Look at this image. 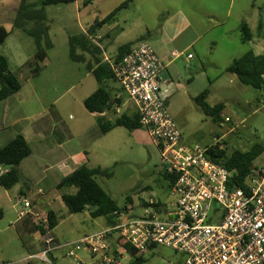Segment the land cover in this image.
<instances>
[{"label":"rangeland","instance_id":"374dc122","mask_svg":"<svg viewBox=\"0 0 264 264\" xmlns=\"http://www.w3.org/2000/svg\"><path fill=\"white\" fill-rule=\"evenodd\" d=\"M40 1L26 0L35 5ZM126 1L76 0L73 4L46 7L52 48L46 51L38 74L32 76L29 68L35 45L20 29L13 28L21 0H0V26L9 32L0 45V55L7 58L10 71L22 86L19 94L0 101V114L3 117V110L7 108L5 121L9 127L5 129V137L27 130L26 140L31 149L30 156L17 168L19 182L9 190L0 187V264H46L29 258L45 248L46 238L52 237L54 244H62L106 228V218H91L89 211L69 214L61 202L62 194H73L75 189L59 190L57 184L80 165L100 167L112 173L110 178L97 177L96 182L118 206L124 205L126 196L130 197L127 209L138 208L143 201L155 200L166 205L173 199L168 193V181L160 173L159 152L147 132L142 128L114 127L102 134L97 119L84 108V99L98 86L88 73L86 62H93L95 57L99 59L98 55L93 58L76 50L85 63L74 62L69 57L70 36L85 33L95 21ZM181 15L188 19L191 28L171 42L169 38ZM113 22L116 25L114 41L101 37L102 58L115 56V51L110 53L112 46L116 49L142 38L158 56L167 50L176 52L172 54L180 61V67H189L186 77L191 86L188 90L174 89L168 100V112L184 141L190 145H206L213 137H221L228 154L234 150L247 151L254 144L264 147V90L242 85L234 75L225 72L232 60L248 51L255 55L264 53V0H130L117 11ZM242 22L249 28L251 40L248 42L242 41L239 32ZM86 36L94 44L93 35ZM195 36L197 40L189 45ZM190 61L194 63L191 66ZM107 86L120 104L107 112L109 117L102 121L114 122L130 105L115 81H108ZM204 91L208 106L223 104L219 123L205 116L194 102ZM117 108L119 112H114ZM4 142L0 138V146ZM59 144L63 155L61 150L56 155V151L47 152L52 145ZM83 150L86 156L80 152L76 159L63 157L65 153L78 155ZM253 165L264 170V152ZM19 187L24 191L27 187L31 189L25 194L29 200L35 197L33 201L28 200L32 213L24 221L17 214L22 209L16 204L18 196L24 198L18 195ZM34 205L38 208L33 209ZM48 211L55 213L58 224L42 234L37 227L45 229ZM60 252H56L52 263L72 264L70 258L60 257ZM121 255L120 264L134 263L129 254ZM78 257L87 264L97 259L90 258L86 251H80ZM142 258L144 261L140 264L183 263L179 255L160 246L143 253Z\"/></svg>","mask_w":264,"mask_h":264},{"label":"built area","instance_id":"2783aa9c","mask_svg":"<svg viewBox=\"0 0 264 264\" xmlns=\"http://www.w3.org/2000/svg\"><path fill=\"white\" fill-rule=\"evenodd\" d=\"M109 67L159 152L161 173L175 177L168 191L173 199L115 211L112 225L73 243L54 244L48 237L45 248L29 258L53 264L62 251L72 264H86L78 257L86 251L97 258L95 264H120L121 239L140 253L157 246L169 249L182 264H264V170L251 173L246 187H230V173L207 156L216 145L223 147L221 138L213 137L208 145L183 143L159 80L164 65L147 41L133 44ZM10 170L0 166V176ZM16 204L22 206L18 218L32 213L27 199Z\"/></svg>","mask_w":264,"mask_h":264},{"label":"trees","instance_id":"16d2710c","mask_svg":"<svg viewBox=\"0 0 264 264\" xmlns=\"http://www.w3.org/2000/svg\"><path fill=\"white\" fill-rule=\"evenodd\" d=\"M76 0H41L39 5L30 4L26 0H21L13 21V28L20 29L24 34L33 40L35 45V53L33 61L29 69L32 76L40 71L39 64L46 58V51L52 48L46 24L47 15L45 8L48 6H57L63 4H73ZM130 0L117 7L111 13L107 14L103 19L95 21L94 25L87 29L86 35H93L97 29L104 24L110 22L119 9L126 6ZM260 25L257 26L259 28ZM242 41L251 40L249 28L245 22L239 26ZM85 33L73 35L69 37V57L74 62H84V57L76 54V50L92 56L93 58L101 54L100 48L91 41ZM9 32L0 26V45L4 43ZM135 42H129L120 45L116 50L115 58L119 59L125 55ZM86 69L95 78L98 86L96 90L83 101L84 108L89 113L102 114L116 109L119 100L112 96V91L106 83L115 81L109 65L100 63L95 57L93 63L86 62ZM226 73L235 76L237 81L245 86H249L256 90H264V53L255 55L252 51H248L239 58L232 60V63L226 68ZM21 88L20 82L16 75L9 69L7 58L0 55V101L16 94ZM121 90V89H120ZM206 92L194 98V102L200 108L201 112L212 119L214 123L221 121V111L223 104H216L210 107L204 101ZM119 107V106H118ZM98 126L102 134L108 133L114 127H123L127 130L141 129L139 118L136 113L131 115L122 114L115 119L113 123L99 121ZM264 152V147L260 144H254L247 151L234 150L227 153L225 147L216 145L213 149L207 151V156L216 164L222 166L230 173V187H246L248 176L254 171H259L254 167V161ZM31 149L20 134L14 136L5 146L0 147V166L10 167L11 170L0 176V187L9 190L19 182L17 167L22 160L29 157ZM161 173V172H160ZM162 178L168 181L169 187L174 183L175 177L162 174ZM112 173L100 167L89 168L80 165L72 173L65 176L57 184V189L74 188L73 194H62L61 202L67 209L69 214H79L84 211L90 212L91 218L104 217L106 221L112 225L111 214L115 211L127 210V203L130 197L126 196L124 205L118 206L117 203L98 185L97 177L110 178ZM57 226V217L53 211L47 212V228L37 227L44 234L51 231ZM118 245L130 256L134 258L133 264H140L144 261L143 253L136 251L125 241L118 239ZM31 264V263H25Z\"/></svg>","mask_w":264,"mask_h":264},{"label":"crops","instance_id":"0c3cea01","mask_svg":"<svg viewBox=\"0 0 264 264\" xmlns=\"http://www.w3.org/2000/svg\"><path fill=\"white\" fill-rule=\"evenodd\" d=\"M114 18L110 21V22H108V23H106V24H104L102 27H100L99 29H97V31L93 34V37L95 38V40H94V43L99 47V44H100V41H101V37L104 35L106 38H108L109 40L110 39H113V41H114V33L115 32H113V30L116 28V25L114 24ZM178 23H177V25H176V27H175V30L173 31V35L171 36V38H169V41H174L177 37H178V35L179 34H181L184 30H187V29H189V28H191V24H190V22L188 21V19H186L184 16H182L181 15V17H179V19H178V21H177ZM112 31V32H111ZM240 32V31H239ZM194 37V36H193ZM140 39V38H139ZM142 39V38H141ZM138 39H136L135 41H137ZM142 40H144V41H146L145 39H142ZM197 40V38H196V36H195V38H194V40H191V42H190V44L189 45H191V44H193L195 41ZM134 40L133 41H130V42H135ZM111 42L112 41H110V42H108V44H110L111 45ZM114 43L115 42H113L112 44L114 45ZM127 43H129V42H127ZM188 45V46H189ZM120 46V45H119ZM119 46H117V48L119 47ZM100 48V50H101V54L100 55H98V57H99V60H100V63H106L107 65H109V61H112V60H116V58H115V56H112V58H110V59H108L106 56H104V58H102V55H104V51H103V49L101 48V47H99ZM117 48L116 49H113V46H112V49H110L111 51H110V53H112V52H114L115 51V55H116V50H117ZM156 53V52H155ZM172 53H176V52H168V50H167V52L166 53H162V54H160L159 53V58L161 59V61H162V63H163V65H164V70L161 72V74H160V77H159V80H160V83H161V88H162V90H163V96L166 98V105H167V108H168V100H169V95H172L173 93H174V89H178V88H181V89H184V87H185V89L186 90H188L189 89V87L191 86V83L190 82H188L189 80L187 79V77H186V72H187V70H189V67H188V69H182L181 67H180V61H176L175 60V57L173 56V54ZM178 54H181V53H178ZM188 55H190V54H187V56ZM173 56V57H172ZM191 56V55H190ZM190 59H192V57H190ZM199 63H200V61H198ZM93 63V62H92ZM192 64H194L193 63V61H190V64H189V66H191ZM202 67V66H201ZM196 71V74H197V70H195ZM89 73V72H88ZM89 74H91V73H89ZM191 79H193V78H191ZM116 82V81H115ZM106 85H107V83H106ZM118 85V84H117ZM119 87V86H118ZM21 88H22V86H21ZM21 88H20V90L15 94V95H17V94H19L20 92H21ZM120 88V87H119ZM172 89V90H171ZM169 90H171V93H169ZM121 93L122 94H124L123 92H122V90H121ZM125 95V94H124ZM34 97V96H33ZM125 97H126V95H125ZM126 100H127V103H129V105H130V107H129V109L127 110V112L125 113H123V114H127V115H131V114H133V113H136V111H135V109H134V107H133V105H132V103H130V101L128 100V98L126 97ZM119 109L120 108H117V110H115L114 112H119ZM6 110H7V108H5L4 110H3V117H2V115L0 114V138H2L5 142H4V144L3 145H1L0 147H3V146H5L10 140H12L13 138H14V136H16L17 134H15L14 136H12V137H10V138H6L5 137V129L6 128H8L9 127V124L5 121V119H6V115H7V113H6ZM90 115H92L93 116V118L95 117L96 119H97V125H98V122L99 121H102L103 119H107V117H109V116H107V113H102V114H96V113H90ZM105 122V121H104ZM107 122H110V123H112L113 121H109V120H107ZM14 124L16 123V120H15V122H13ZM99 127V126H98ZM178 127V126H177ZM31 128H33V127H31ZM111 131V130H110ZM26 133H28V131L26 130V131H24V132H21V133H18V134H20V135H22L23 137H24V139L26 140L27 139V137L29 136L28 134H26ZM109 133V132H108ZM52 134V130H50V135ZM221 138V137H220ZM219 138V139H220ZM182 140H183V143L184 144H186V145H189V143L188 142H186V141H184V139H183V137H182ZM26 142H27V140H26ZM206 145H208V144H206ZM59 150H61V145L59 144V146L58 147H54V145H52L51 146V148H49L48 150H47V152L49 153V154H54L53 153V151H56V153L54 154V155H56L57 153H58V151ZM62 151V155L64 154V151L63 150H61ZM80 152H81V155H83V156H86V152L83 150V151H79V153H78V155L75 153V154H71V153H65V156H63V157H66L67 159H72V158H77L78 156H80ZM61 156V155H60ZM75 158V159H76ZM79 158V157H78ZM20 165V164H19ZM19 167V166H18ZM17 167V168H18ZM18 173V172H17ZM40 191V190H39ZM29 192H31V189H29L28 187L26 188V190L24 191L23 190V187H19L18 188V195H22V197H24L25 199H27V200H29L27 197V195H26V197H25V194L27 193H29ZM18 199H19V196H18ZM33 200H35V197L33 198ZM33 200H29V201H33ZM37 204H40V202H39V200L37 201ZM41 206V205H40ZM35 207L36 208H38L37 206H33V209H35ZM32 210V209H31ZM19 212V211H18ZM17 212V213H18ZM24 218V217H23ZM23 218H20V220L21 221H24V219ZM57 221H58V219H57ZM58 224V223H57ZM106 224H107V226H106V228L110 225L107 221H106ZM104 229V228H103ZM78 241V240H77ZM74 242H76V241H74ZM68 243H73V242H68ZM63 244V243H62ZM79 253V252H78ZM60 257H62L63 258V256H62V254L60 253V255H59ZM30 257V256H29ZM84 263H85V261H83ZM28 263V262H27ZM96 263V261L95 262H93V261H91V262H89V264H95ZM87 264V263H86Z\"/></svg>","mask_w":264,"mask_h":264}]
</instances>
